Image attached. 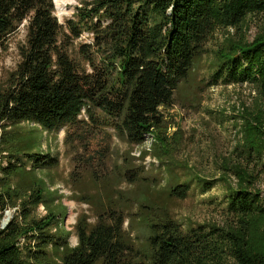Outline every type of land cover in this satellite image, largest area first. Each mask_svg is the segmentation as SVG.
<instances>
[{
  "label": "trees",
  "instance_id": "16d2710c",
  "mask_svg": "<svg viewBox=\"0 0 264 264\" xmlns=\"http://www.w3.org/2000/svg\"><path fill=\"white\" fill-rule=\"evenodd\" d=\"M78 2L61 23L53 0H0V52L24 28L19 60L0 78V264H264V190L254 188L256 176L243 163L264 164V19L252 40L245 31L249 15L264 14V0ZM218 31L222 40L210 50ZM84 34L89 39L78 42ZM201 62L197 84L249 85L255 96L238 111L241 159L219 177L229 221L185 227L174 201L194 181L203 193L215 183L176 172L188 168L174 161L183 135L171 131L165 111ZM98 124L129 149L105 146L83 161L88 180L73 178L75 198L95 219L77 217L72 245L63 195L39 174L59 162L41 149L42 134L73 127L85 141ZM146 140L150 146L132 155ZM147 156L159 166L146 168ZM155 169L170 175L165 184Z\"/></svg>",
  "mask_w": 264,
  "mask_h": 264
},
{
  "label": "rangeland",
  "instance_id": "374dc122",
  "mask_svg": "<svg viewBox=\"0 0 264 264\" xmlns=\"http://www.w3.org/2000/svg\"><path fill=\"white\" fill-rule=\"evenodd\" d=\"M55 15L62 23L66 18L72 17L76 6L79 5L78 0H69L66 3L65 11L59 13L55 0ZM264 14L249 15L245 23L246 37L252 40L257 33ZM235 34L238 31L231 30ZM225 31H218L214 38L208 43V49H213L222 40ZM88 35L84 34L78 42L88 40ZM24 40V28L21 27L18 32L9 37V46L5 52H0V78L7 71L12 70L17 61L18 44ZM207 62H201L200 69L193 75L192 83H183L180 85L175 95V104L172 108L165 111L169 121L172 124L171 131L179 127L183 135L182 147L176 155L177 165L188 164V168L176 167V172L180 173L183 179L191 176H201L209 183H215L207 192H201V187L194 181L188 195L181 200L174 201L172 204L174 214L182 220L185 227H197L203 223H215L223 225L229 221L230 213L226 209V186L221 180L220 175L225 172L224 165L230 169L232 164L239 162V150L236 149L240 140L239 128L237 126L239 120V110L242 105L252 106L254 103V92L249 85H235L219 83L215 86L205 87L197 84L196 80H200L206 71ZM200 73V74H198ZM103 119V117H101ZM26 128V125H21ZM33 127L34 124H31ZM94 133L86 147L85 141L79 140L80 129L73 127L62 128L58 132L42 134L41 149L49 150L54 156L58 157V166L54 170H46L39 172L47 181H54L51 189L58 190L63 196L62 203L66 206L67 211L62 220L65 229L72 231L70 242L75 245L76 238L73 232V226L77 217L81 213H85L90 217V221H94V212L92 208L78 200L76 190L79 185L73 180L74 177L80 175L85 181V172L82 170L83 161L90 155L95 154L97 149L110 146L111 149L125 152L129 146L121 141L113 130L103 125L92 127ZM33 135H41L34 132ZM151 140H146L142 147H135L132 155L138 156L139 151L147 148L151 144ZM154 162L159 166L156 159L147 156L143 162L146 168L150 163ZM246 163L247 170L256 176L254 188L264 190V164L254 159L252 162ZM113 166V164H111ZM160 177V183L165 184L170 176L166 172H160L155 169L153 172ZM228 176L232 183L235 184L236 177L230 171ZM124 185V184H123ZM10 217L13 216L14 210L9 211ZM38 213L43 215L45 209L42 205L38 207ZM77 239V238H76Z\"/></svg>",
  "mask_w": 264,
  "mask_h": 264
},
{
  "label": "bare ground",
  "instance_id": "6f19581e",
  "mask_svg": "<svg viewBox=\"0 0 264 264\" xmlns=\"http://www.w3.org/2000/svg\"><path fill=\"white\" fill-rule=\"evenodd\" d=\"M68 1L69 0H55L59 13L65 11V6Z\"/></svg>",
  "mask_w": 264,
  "mask_h": 264
},
{
  "label": "water",
  "instance_id": "95a60500",
  "mask_svg": "<svg viewBox=\"0 0 264 264\" xmlns=\"http://www.w3.org/2000/svg\"><path fill=\"white\" fill-rule=\"evenodd\" d=\"M9 217H10V212L7 211V212H6V218L2 221V226H4V225L8 222ZM74 241H75V244H76L77 239L75 238Z\"/></svg>",
  "mask_w": 264,
  "mask_h": 264
}]
</instances>
